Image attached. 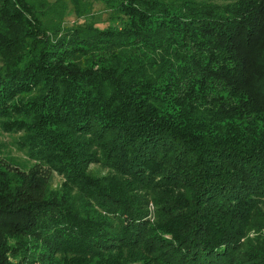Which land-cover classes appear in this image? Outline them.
Masks as SVG:
<instances>
[{"label":"trees","instance_id":"trees-1","mask_svg":"<svg viewBox=\"0 0 264 264\" xmlns=\"http://www.w3.org/2000/svg\"><path fill=\"white\" fill-rule=\"evenodd\" d=\"M95 1L0 0V264H264V0Z\"/></svg>","mask_w":264,"mask_h":264},{"label":"rangeland","instance_id":"rangeland-1","mask_svg":"<svg viewBox=\"0 0 264 264\" xmlns=\"http://www.w3.org/2000/svg\"><path fill=\"white\" fill-rule=\"evenodd\" d=\"M52 2H56L57 0H51ZM89 4L93 6V17L91 18L93 21H99L98 24L99 27H106L108 26V13L104 10V6L100 4L99 2H96L95 0H87ZM83 19H77L75 16H70L66 19V22L68 25H75L76 23H83ZM16 139L17 136L14 134H6L0 131V155L3 158H14L21 166H28L32 162L29 161L26 154L19 150L16 147ZM93 150H96L93 148ZM89 174L96 177H105L108 176L111 173V169L108 166L103 165L102 163H92L88 169ZM66 182L65 178L63 176L58 175L57 173H54L53 183H52V189L55 190V192L63 193L64 192V183ZM147 196V199L149 200L148 210H149V219L152 221H158V217L161 216V213H159V206L157 205V195L150 191L148 193H144ZM72 196H74L75 201L80 204L81 199L79 198V195L75 194V192L72 193ZM84 202V201H83ZM81 209L89 210V212H92L94 214L101 215L102 217H106V213L95 203L86 204L81 203L80 205ZM113 222H118L114 218ZM108 219V220H110ZM2 230H5V228H2ZM248 241V242H247ZM245 242H247V247L252 248L255 251L258 250V248L264 246V231L259 232L255 226H252L248 233L247 238L245 239ZM251 246V247H250ZM20 263H23V260H20ZM25 264V263H23ZM28 264V263H27Z\"/></svg>","mask_w":264,"mask_h":264}]
</instances>
